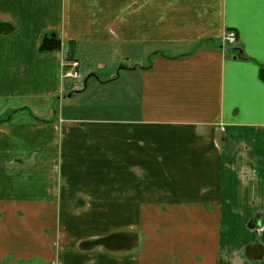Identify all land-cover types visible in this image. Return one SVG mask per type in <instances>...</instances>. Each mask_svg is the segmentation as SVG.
<instances>
[{"label":"crops","instance_id":"crops-1","mask_svg":"<svg viewBox=\"0 0 264 264\" xmlns=\"http://www.w3.org/2000/svg\"><path fill=\"white\" fill-rule=\"evenodd\" d=\"M0 264H264V0H0Z\"/></svg>","mask_w":264,"mask_h":264},{"label":"rangeland","instance_id":"rangeland-1","mask_svg":"<svg viewBox=\"0 0 264 264\" xmlns=\"http://www.w3.org/2000/svg\"><path fill=\"white\" fill-rule=\"evenodd\" d=\"M104 51H88L85 54L82 52L77 56L80 59H83L85 62L81 65V74L82 79L80 80H71V79H64V83L67 85L68 93L72 91L78 90L79 92L76 93L71 99L68 101V112L73 110L78 111L76 116H85L81 115L82 112L86 111L88 105H93L96 103V100L102 97V91L104 89H110L107 86H103V82H107V78L110 72H115L116 77L120 79H127L126 70L121 69V67L125 66L128 67L127 64L131 65L130 62L120 61L121 56L120 54L113 55L112 53H105L102 54ZM147 60L143 59L140 64H145ZM99 63L106 66L105 70H100L96 65ZM93 73L97 74L99 77L92 76L88 79L87 84L85 85V81L88 76ZM118 79L117 81H121ZM67 93V94H68ZM100 93V94H99ZM72 106L75 108L71 109ZM67 116H74V115H67Z\"/></svg>","mask_w":264,"mask_h":264},{"label":"built area","instance_id":"built-area-1","mask_svg":"<svg viewBox=\"0 0 264 264\" xmlns=\"http://www.w3.org/2000/svg\"><path fill=\"white\" fill-rule=\"evenodd\" d=\"M225 41L229 44H235L237 42V36L235 32H228ZM81 65L82 61L76 57L72 59H67L64 64V79H71V80H80L82 79L81 74Z\"/></svg>","mask_w":264,"mask_h":264},{"label":"water","instance_id":"water-1","mask_svg":"<svg viewBox=\"0 0 264 264\" xmlns=\"http://www.w3.org/2000/svg\"><path fill=\"white\" fill-rule=\"evenodd\" d=\"M92 76H96V77H98V76L95 75V74H91V75H89L88 78H87L86 81H85V85L87 84L88 79H90ZM78 92H79L78 90H76V91H72V92L68 95V97L71 98V97H73V96H74L76 93H78Z\"/></svg>","mask_w":264,"mask_h":264},{"label":"trees","instance_id":"trees-1","mask_svg":"<svg viewBox=\"0 0 264 264\" xmlns=\"http://www.w3.org/2000/svg\"><path fill=\"white\" fill-rule=\"evenodd\" d=\"M74 57V51L72 49L68 50L67 59H72Z\"/></svg>","mask_w":264,"mask_h":264}]
</instances>
